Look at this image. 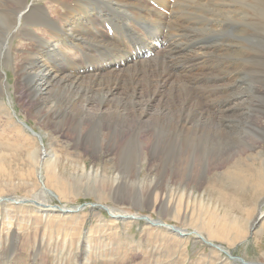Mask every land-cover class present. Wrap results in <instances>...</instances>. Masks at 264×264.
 Returning a JSON list of instances; mask_svg holds the SVG:
<instances>
[{"label":"bare ground","instance_id":"bare-ground-1","mask_svg":"<svg viewBox=\"0 0 264 264\" xmlns=\"http://www.w3.org/2000/svg\"><path fill=\"white\" fill-rule=\"evenodd\" d=\"M46 1L0 0V95L8 92L7 70L12 69L16 78L14 94H26L36 106L34 114L43 121L54 123V119L64 118L55 122L60 126L74 121L86 125L93 121L98 123L101 133L98 140L85 133L81 134L82 138L92 154L99 151L114 154L116 167V175H93L100 178L99 182L114 183L120 193L134 198L125 186L139 177L142 164L151 159L157 161L155 169L160 170L164 150L176 145L202 150L208 136L214 143L234 146L229 136L240 135V121L236 125L238 130L220 132L217 117L204 109V103L189 84L199 87L214 84L216 90H223L224 98L217 100L231 124H237V120L245 116L239 109L248 111L258 107L251 115L256 117V129L261 136L264 134L260 123L264 117V111L260 110V106H264V0H107L108 4H104L110 9L99 8L90 0H48L55 4L51 9L55 18L49 15ZM112 10H123L129 21L110 24L113 23L108 21ZM252 18L257 19L252 27L257 30L249 32L235 26L236 22L253 21ZM104 21L113 27L112 39L106 34ZM232 30H237L235 33L238 32L240 38L235 33L234 37L230 36ZM249 33H258L261 37L257 47L254 41H246ZM146 37L160 42L163 49L155 50ZM140 42L145 45L143 49L138 47ZM142 50H155L154 57L142 60L145 58ZM196 72L202 73L201 76L197 77ZM248 79H255L254 86L262 100L244 101L241 85ZM155 97H160L159 101L164 103L149 116L147 105ZM18 128L22 132V128ZM205 130H210L211 135ZM32 133L42 141L40 134ZM144 182L142 194L152 198L156 191L163 190L166 179L159 174ZM47 184L55 183L50 179ZM31 202L45 212L56 210L63 215L65 210H73L53 211L48 204ZM108 213L113 218L128 216H117L112 209ZM153 226L181 237L186 234L175 228L181 232L178 234L160 221ZM201 239L207 242L204 237ZM4 247L0 248V256H4L0 264H14L19 260L16 242ZM213 247L224 252L221 247Z\"/></svg>","mask_w":264,"mask_h":264},{"label":"rangeland","instance_id":"rangeland-1","mask_svg":"<svg viewBox=\"0 0 264 264\" xmlns=\"http://www.w3.org/2000/svg\"><path fill=\"white\" fill-rule=\"evenodd\" d=\"M90 1L99 8L110 9L104 4H108L107 0ZM50 3L46 1L47 11L55 18L51 13L55 4ZM253 8L257 13L258 6ZM122 14L123 10H112L108 21H113L110 24L129 21ZM252 19L236 22L235 26L249 32L257 30L252 28L257 19ZM137 29L146 36L140 28ZM105 31L109 35L107 29ZM232 31L229 35L234 37L237 30ZM235 36L240 38L238 32ZM249 36L246 41H254L257 47L261 37L258 33H249ZM146 39L154 47L158 42ZM116 43L119 44L118 40ZM138 47L143 49L145 45L140 42ZM201 74L196 72L197 77ZM6 79L8 92L0 95V198H4L0 201V248L17 243L20 256L14 264H264V134L261 136L256 129V117L251 115L258 107H251L248 111L239 109L245 116L237 120V124H231L228 114L220 108L219 98H224L223 90H216L214 84L200 87L189 84L204 103V109L217 117L220 132L232 133L241 123V133L235 134L237 137L229 136L234 146L214 143L208 136L207 145L202 150L182 148L181 145L164 150L160 170L155 169L157 161L151 159L142 164L139 177L125 186L133 198L120 193L114 183H102L100 178L93 177L116 175L114 154L99 151L94 155L87 150L86 140L82 138L81 134L85 133L98 140L101 135L98 123L93 121L86 125L77 119L79 122L60 126L55 122L64 118H56L54 123L43 121L34 114L36 106L26 94H14L16 78L12 69L7 70ZM254 82L255 79H248L241 85L244 101L262 100L258 98L261 93L257 92ZM159 100L160 97H155L147 105L149 116L164 103ZM260 110L264 111V106H260ZM263 122L264 117L260 120L264 126ZM33 131L41 135L42 141L33 135ZM184 139L179 140L183 142ZM159 174L166 179L163 190L147 198L142 194L146 186L144 180L156 178ZM50 179L55 184L48 185ZM23 199L28 202H22ZM17 200L19 203L14 202ZM33 200L48 204L53 211L82 208L62 215L56 210L42 211L43 208L31 202ZM110 209L117 216L140 219L113 218L108 213ZM142 217L180 228L186 234L178 236L151 225ZM211 244L221 247L224 252ZM3 258L0 256V263Z\"/></svg>","mask_w":264,"mask_h":264},{"label":"water","instance_id":"water-1","mask_svg":"<svg viewBox=\"0 0 264 264\" xmlns=\"http://www.w3.org/2000/svg\"><path fill=\"white\" fill-rule=\"evenodd\" d=\"M0 201H1V200H0ZM22 202H28V201H22ZM29 202H30V201H29ZM15 203H19V202H15ZM33 204H35V203H33ZM93 206H95V205H93ZM101 207L104 208V209H106V207H104V206H101ZM81 208H82V207L77 208V211H79ZM72 212H74V211H73V210H65V213H72ZM118 218L125 219V220H127V219H130V220L140 219V218L135 217V216H121V217H118ZM141 219L146 220V221L149 222L151 225H155V223L157 222V221H152V220H150L148 217H142ZM162 225L166 226V227L169 228V229H173V228H174L173 230L177 232V230H175V227H173V226H167V225H165V224H162ZM177 233H178V234H181V232H180V233L177 232ZM209 244H210V243H209ZM211 245H213V244H211ZM214 246H215V247H218V246H216V245H214ZM235 259H237V260L243 262V259H241V258H237V257H235Z\"/></svg>","mask_w":264,"mask_h":264}]
</instances>
